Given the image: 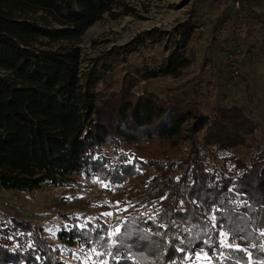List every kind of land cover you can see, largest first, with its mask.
Wrapping results in <instances>:
<instances>
[{
  "label": "trees",
  "instance_id": "16d2710c",
  "mask_svg": "<svg viewBox=\"0 0 264 264\" xmlns=\"http://www.w3.org/2000/svg\"><path fill=\"white\" fill-rule=\"evenodd\" d=\"M132 12L130 0H0V188L32 191L81 173L120 193L140 174L137 162L152 170L124 190L129 202L145 208L116 221L122 240L115 246L104 221L61 229L56 245L32 222L11 219L0 223V264H78L70 245L108 264H196L199 251L211 257L208 264H264L258 121L238 104L204 112L191 100L140 88V80L178 77L194 62L187 47L195 22L177 26L180 38L171 50L158 28L129 49L140 55L161 44L167 54L126 66L127 50L113 47L82 69L77 43L86 30L105 14L115 19ZM152 141L167 149L127 163L121 145ZM252 148L248 161L236 155ZM213 215L231 225L233 247L218 246ZM239 239L245 244L236 247ZM113 252L123 259L114 260Z\"/></svg>",
  "mask_w": 264,
  "mask_h": 264
},
{
  "label": "rangeland",
  "instance_id": "374dc122",
  "mask_svg": "<svg viewBox=\"0 0 264 264\" xmlns=\"http://www.w3.org/2000/svg\"><path fill=\"white\" fill-rule=\"evenodd\" d=\"M234 1L130 0L134 12L115 19L105 14L82 35L77 43L81 47V67L84 71L89 70L113 47L127 50V61L123 62L126 66L138 63L141 56H162L168 51L164 52L161 44L148 46L140 55L129 49L135 46L138 37L145 38L152 28L164 32V43L171 47L180 36L175 30L177 26L187 21L195 22L198 26L195 37L187 47V53L194 55V62L178 77L140 80V88L161 97L191 100L204 112L218 104H238L258 121L261 129L256 134L261 138L264 131V0H240L238 6ZM233 48L245 52L237 76H233L224 63ZM156 147L167 149L157 141L120 146L131 160L149 158ZM255 148L237 149L236 155L248 161ZM136 166L140 174L131 177L120 193L105 188L106 181L81 173L69 175L61 185L46 183L32 191L0 188V223L5 224L11 219L30 221L56 245L59 244L58 231L74 223L81 226L82 219L96 224L104 221L112 232L119 218L144 211L145 206L129 202L124 196L129 184H138L152 172L144 163L137 162ZM108 212L112 215H101ZM244 244L243 239L235 243L237 246ZM70 248L75 263L102 264L86 250L72 245ZM198 254L196 264H208L203 251ZM251 264L259 263L252 261Z\"/></svg>",
  "mask_w": 264,
  "mask_h": 264
},
{
  "label": "snow or ice",
  "instance_id": "6c2138e0",
  "mask_svg": "<svg viewBox=\"0 0 264 264\" xmlns=\"http://www.w3.org/2000/svg\"><path fill=\"white\" fill-rule=\"evenodd\" d=\"M127 163H132V160L131 158L127 161ZM137 171H140L139 168H137ZM105 188H108L110 187L109 185L105 184L104 185ZM233 191V189H229V192ZM69 199H71L72 197H68ZM167 196L165 197H161V199H166ZM131 206V205H129ZM215 212H219V208L215 209L214 210ZM101 215H104V216H110L112 215V213L108 212V213H102ZM211 220H212V230L215 231L217 229H219L218 231V235L219 237H222L221 240L218 241V246L219 247H224V248H229V247H233V245L231 243H229V239H230V236L232 235H235V233L232 231V227L231 225H228V227L226 228L225 225H224V222H223V219H218L216 215H213L211 217ZM87 220H85V223L83 225H81V227H86L87 226ZM121 233V229L119 227H117L115 229V231H112V232H108L107 235L111 238V237H116V239H111V245L115 246L117 244V241L118 240H122V238L120 237V234ZM261 235H264V232L261 233ZM100 239H103V237H101ZM212 241V237H209L208 240H205L203 243L204 244H209L210 242ZM238 247V246H236ZM179 251H183L184 249H178ZM92 252H94L97 256H100L101 253H99L96 248H92L91 249ZM110 255H112L113 259L114 260H120V259H123V257H120V256H117L115 254V252L113 253H110ZM199 255V254H198ZM204 257L208 260H211V257L208 256L207 253H204ZM102 264H108V261L104 260L102 261Z\"/></svg>",
  "mask_w": 264,
  "mask_h": 264
},
{
  "label": "built area",
  "instance_id": "2783aa9c",
  "mask_svg": "<svg viewBox=\"0 0 264 264\" xmlns=\"http://www.w3.org/2000/svg\"><path fill=\"white\" fill-rule=\"evenodd\" d=\"M239 2L240 0H235L234 4L238 6ZM199 29L202 30L201 27ZM179 37L177 38V40H179ZM173 48H174V43H172L171 45V49ZM244 57H245V52L243 49L233 48L224 58V63L229 66L233 76H237L239 74V67L240 64L242 63V60H244Z\"/></svg>",
  "mask_w": 264,
  "mask_h": 264
},
{
  "label": "crops",
  "instance_id": "0c3cea01",
  "mask_svg": "<svg viewBox=\"0 0 264 264\" xmlns=\"http://www.w3.org/2000/svg\"><path fill=\"white\" fill-rule=\"evenodd\" d=\"M260 11H263V10H260ZM244 43L247 45V42L246 41Z\"/></svg>",
  "mask_w": 264,
  "mask_h": 264
}]
</instances>
